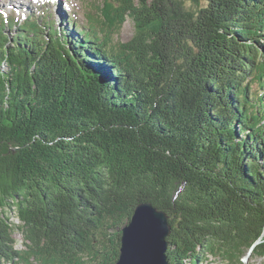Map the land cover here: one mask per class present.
Segmentation results:
<instances>
[{"label": "trees", "instance_id": "trees-1", "mask_svg": "<svg viewBox=\"0 0 264 264\" xmlns=\"http://www.w3.org/2000/svg\"><path fill=\"white\" fill-rule=\"evenodd\" d=\"M189 1L103 0L47 37L0 17V264H115L147 201L168 264L264 258V0Z\"/></svg>", "mask_w": 264, "mask_h": 264}, {"label": "rangeland", "instance_id": "rangeland-1", "mask_svg": "<svg viewBox=\"0 0 264 264\" xmlns=\"http://www.w3.org/2000/svg\"><path fill=\"white\" fill-rule=\"evenodd\" d=\"M187 4L191 1L185 0ZM103 0H0V17L9 19L5 30L13 37L18 33L17 27H11L10 17L14 20L23 21L27 16L39 19L43 24V35L47 37L49 22H52L56 29L66 26V21L71 26L80 30L88 29L91 17L99 15V6ZM135 22L129 17L123 23L119 32L113 35L114 42H127L135 32ZM78 32V31H77ZM257 88L258 86L255 85ZM11 220L18 225L20 220L16 211L9 212ZM16 238L15 246L18 250L25 248L24 237L18 228L14 231ZM205 260L203 262V260ZM188 264H192L188 260ZM196 264H231L221 256L202 255ZM243 264H264V258L251 256L247 253L243 257Z\"/></svg>", "mask_w": 264, "mask_h": 264}, {"label": "water", "instance_id": "water-1", "mask_svg": "<svg viewBox=\"0 0 264 264\" xmlns=\"http://www.w3.org/2000/svg\"><path fill=\"white\" fill-rule=\"evenodd\" d=\"M170 216L150 202L138 204L122 229L120 257L115 264H168Z\"/></svg>", "mask_w": 264, "mask_h": 264}, {"label": "bare ground", "instance_id": "bare-ground-1", "mask_svg": "<svg viewBox=\"0 0 264 264\" xmlns=\"http://www.w3.org/2000/svg\"><path fill=\"white\" fill-rule=\"evenodd\" d=\"M26 1V0H25Z\"/></svg>", "mask_w": 264, "mask_h": 264}]
</instances>
